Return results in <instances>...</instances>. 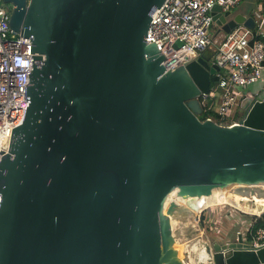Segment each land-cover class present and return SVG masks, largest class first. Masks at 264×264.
Wrapping results in <instances>:
<instances>
[{"label": "water", "instance_id": "obj_1", "mask_svg": "<svg viewBox=\"0 0 264 264\" xmlns=\"http://www.w3.org/2000/svg\"><path fill=\"white\" fill-rule=\"evenodd\" d=\"M31 40L26 112L0 159V264H189L171 198L264 197V86L234 125L201 120L210 48L166 69L146 41L164 0H2ZM213 37L254 16L212 7ZM209 264H264V245L206 246Z\"/></svg>", "mask_w": 264, "mask_h": 264}, {"label": "built area", "instance_id": "obj_2", "mask_svg": "<svg viewBox=\"0 0 264 264\" xmlns=\"http://www.w3.org/2000/svg\"><path fill=\"white\" fill-rule=\"evenodd\" d=\"M264 5V0H261ZM241 0H164L151 17L146 41L153 42L165 56L166 69H174L212 48V61L218 66L214 77L219 92L210 85L199 97L205 119L234 125L240 114L229 112L247 97V86L260 81L264 68V41L261 38V13H256L254 29L239 25L221 38L211 37L212 7L228 11ZM11 6L0 0V159L10 141L12 128L21 123L26 112L25 74L31 71V40L9 27ZM242 93L243 97L239 98ZM239 98V99H238ZM238 103V104H236ZM261 214H257L259 217ZM254 222V221H253ZM246 228L243 241L253 247L264 245V225Z\"/></svg>", "mask_w": 264, "mask_h": 264}, {"label": "rangeland", "instance_id": "obj_3", "mask_svg": "<svg viewBox=\"0 0 264 264\" xmlns=\"http://www.w3.org/2000/svg\"><path fill=\"white\" fill-rule=\"evenodd\" d=\"M246 1L242 0V4ZM257 2L260 7L263 6L261 0ZM215 31L216 28L212 26L209 32L211 37ZM211 86L217 93L220 91L216 80L211 82ZM261 87L260 81H257L248 85L245 91L254 93ZM240 97H243L242 93ZM238 109L239 106L235 105L229 112V116L234 117ZM262 212H264V203L246 202L239 198L229 199L227 202L221 199L196 201L185 205L176 213L174 217L178 229L176 236L182 239L184 243L182 246L187 249V253L195 264H205V262L209 264L211 254L207 252V245L212 246L213 241L225 243L236 240L238 233H241V236L246 235V228L255 220V217H258L257 214Z\"/></svg>", "mask_w": 264, "mask_h": 264}, {"label": "bare ground", "instance_id": "obj_4", "mask_svg": "<svg viewBox=\"0 0 264 264\" xmlns=\"http://www.w3.org/2000/svg\"><path fill=\"white\" fill-rule=\"evenodd\" d=\"M172 199H175L178 203V207L176 209V212L174 213V216L171 217V224H172V228H173V233L175 235L176 238V242H177V247L179 250V254L182 257L183 260L187 261L189 264H195L193 262V260L190 258L189 254L187 253V249L184 248V246H182L184 243H182V239L178 238V236H176V232L178 233V229L176 228V224H175V215L177 212H179L185 205L189 204V203H193L196 201H209V200H219L221 199L223 202H227V200L229 199H242L245 200L246 202L252 201V202H259V203H264V197H252L249 198L245 195H239L236 193H233L230 190H224V189H219V188H215L212 190L211 194L209 195H201V196H196V197H177L174 195V193H172L171 195ZM264 213V212H262ZM261 213V214H262ZM179 235V234H178ZM208 260V259H207ZM205 264H208V262H205Z\"/></svg>", "mask_w": 264, "mask_h": 264}, {"label": "crops", "instance_id": "obj_5", "mask_svg": "<svg viewBox=\"0 0 264 264\" xmlns=\"http://www.w3.org/2000/svg\"><path fill=\"white\" fill-rule=\"evenodd\" d=\"M232 11H234L235 13H238L240 11L244 12L246 14V16H254L255 18V22L257 23L259 20L257 19L256 13H261L264 18V5L263 6H259L257 0H247L246 3L242 4V0L241 2L235 6L234 8L231 9ZM261 37L263 38L264 41V20L261 24ZM224 35V33H220L219 35H217L216 37L221 38ZM212 51V55L214 54V51L212 48H210ZM212 55H211V59H212ZM260 84L263 87L264 86V68L262 69V78L260 80ZM242 112L243 110L239 107L238 112Z\"/></svg>", "mask_w": 264, "mask_h": 264}, {"label": "trees", "instance_id": "obj_6", "mask_svg": "<svg viewBox=\"0 0 264 264\" xmlns=\"http://www.w3.org/2000/svg\"><path fill=\"white\" fill-rule=\"evenodd\" d=\"M262 38V37H261ZM263 39V38H262ZM215 80V77L212 76L211 82ZM242 101V100H241ZM241 103V102H240ZM201 120L205 119V116L200 117ZM264 225V213H262L259 217H255V220L252 224V228L255 229L259 226H263Z\"/></svg>", "mask_w": 264, "mask_h": 264}]
</instances>
